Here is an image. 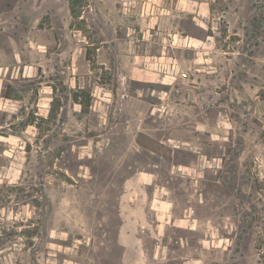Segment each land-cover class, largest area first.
I'll list each match as a JSON object with an SVG mask.
<instances>
[{
    "label": "rangeland",
    "instance_id": "374dc122",
    "mask_svg": "<svg viewBox=\"0 0 264 264\" xmlns=\"http://www.w3.org/2000/svg\"><path fill=\"white\" fill-rule=\"evenodd\" d=\"M194 1L0 0V264H264V0Z\"/></svg>",
    "mask_w": 264,
    "mask_h": 264
},
{
    "label": "crops",
    "instance_id": "0c3cea01",
    "mask_svg": "<svg viewBox=\"0 0 264 264\" xmlns=\"http://www.w3.org/2000/svg\"><path fill=\"white\" fill-rule=\"evenodd\" d=\"M188 1H194V0H175L176 4L175 6H155V8H158V12L161 13L160 15H162L163 11H167L170 8H172V13H175L176 11H184L186 9H189L190 6H184V5H188L189 2ZM197 2V1H194ZM201 3H206V1H199ZM203 8V6H201ZM195 6H192V9H194ZM199 7L196 9L198 10ZM7 12V11H4ZM0 11V98H3L5 100H10V97L6 96V94L4 95V93L6 92L5 90V84L8 83L10 81L11 78V74L13 71V64L16 61H19L16 54L14 53V47H13V37L11 35V33L9 32V28L8 25L6 23V18H7V13H4ZM157 12V13H158ZM196 12V11H195ZM6 14V15H5ZM157 18H159V15L157 14L156 16ZM152 18H155L154 16ZM193 18H199L197 17V15H194ZM141 177V176H140ZM152 179L151 176H148L146 178V180H144L146 184H152ZM156 219L158 221H161L159 218V216H161L160 213H156ZM167 220V217L165 218ZM157 249V246L155 247Z\"/></svg>",
    "mask_w": 264,
    "mask_h": 264
},
{
    "label": "trees",
    "instance_id": "16d2710c",
    "mask_svg": "<svg viewBox=\"0 0 264 264\" xmlns=\"http://www.w3.org/2000/svg\"><path fill=\"white\" fill-rule=\"evenodd\" d=\"M71 2H72V0H71ZM72 4H74V3H72ZM72 6H73V5H72ZM71 10H72V12H73L74 8L72 7Z\"/></svg>",
    "mask_w": 264,
    "mask_h": 264
}]
</instances>
